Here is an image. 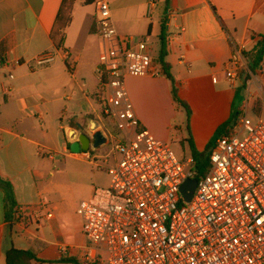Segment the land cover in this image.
I'll use <instances>...</instances> for the list:
<instances>
[{"label":"crops","instance_id":"obj_1","mask_svg":"<svg viewBox=\"0 0 264 264\" xmlns=\"http://www.w3.org/2000/svg\"><path fill=\"white\" fill-rule=\"evenodd\" d=\"M98 1L87 5L85 0H0V264H7L6 255L12 248L32 251L43 261L66 258L70 246L66 239L73 229L83 235L80 203L91 200L97 189H106L77 182L81 199L72 201L66 185L70 174L97 167L84 156L87 153L80 157L69 153L79 136L77 125L89 136L97 132L122 136L116 124L103 115L104 101L98 92L94 101L100 110L80 81L87 82L90 68L98 79ZM105 1L122 36L144 41L155 36L161 47L162 24L166 26L165 62L179 98L190 106V139L199 152L210 148L211 154L215 134L234 114L240 121L248 108L264 116L262 96L248 101L243 83L234 86L225 76L233 44H246L252 50L264 36V0H158L151 19L149 0ZM61 13L70 18V24L64 44L57 49L52 31ZM62 51L69 54L68 60ZM45 53H57V62L44 68L32 63ZM158 58L153 60L163 73ZM126 88L141 127L169 143L184 112L174 103L167 77H128ZM85 105L92 113H82ZM68 111L74 118L65 126ZM93 120L96 129H92ZM61 132L63 145L58 142ZM103 150L101 146L88 153L98 154L105 163ZM49 153L54 154L53 159ZM62 157L81 162L84 168L70 167ZM189 157H193L191 149ZM99 165L97 168L108 173L107 164ZM20 208L40 210L41 223L24 228L14 217ZM86 245L85 241L79 247V263Z\"/></svg>","mask_w":264,"mask_h":264},{"label":"built area","instance_id":"obj_2","mask_svg":"<svg viewBox=\"0 0 264 264\" xmlns=\"http://www.w3.org/2000/svg\"><path fill=\"white\" fill-rule=\"evenodd\" d=\"M157 4L148 1V18ZM96 7V75L101 93H108L102 113L122 136L103 134L101 154L111 185L79 205L87 242L80 264H105L103 253L108 264H264V120L251 119L247 108L217 139L211 169L198 179L193 157L179 160L169 143L141 127L127 92L128 77L163 74L147 51L148 42L120 35L107 1ZM250 52L246 44H233L225 70L232 85L243 83L248 101L264 99V59L257 63ZM62 55L68 60L66 51ZM57 59V53H45L32 63L44 68ZM84 156L101 166L98 154ZM194 179L197 188L187 202L181 187ZM14 217L24 228L43 219L40 210L29 208L17 209Z\"/></svg>","mask_w":264,"mask_h":264},{"label":"rangeland","instance_id":"obj_3","mask_svg":"<svg viewBox=\"0 0 264 264\" xmlns=\"http://www.w3.org/2000/svg\"><path fill=\"white\" fill-rule=\"evenodd\" d=\"M97 39H98V43L96 44L95 58H96V54H97L98 49H99V39H100L99 35H98ZM142 40L143 39H140V38H134L135 43H138ZM145 41L148 42V48H147L148 50L147 51L150 52V54L153 57H157L159 55L160 49H161L160 42H159L158 38L153 36L149 39L147 38ZM86 72H87L86 74H87V78H88L87 82L80 80L82 85H84V91L89 93V98L91 99L92 102L94 101V93H96V92H98V95L104 101L107 98L108 93L105 91H103L101 93V90H102L101 85H100L98 79L96 78L95 74H93L91 72V68H90V70H88ZM93 104L97 110H100V104H98L96 101H94ZM85 106H86V110L82 113L89 112V111H90V113H92L91 110L88 109L87 105H85ZM258 109H259V107L256 108V110H258ZM183 112L186 113L184 109H183ZM254 112L253 113L249 112V117L251 119H254V120L262 119V120H264V116H262V117L257 116V114ZM184 113H182L180 115V119L178 120L179 123L177 124V127L178 126L179 127L172 131L171 139L169 142L173 151L175 152V154L177 155V157L181 161L189 158L190 149H191L190 142H189V140H190V131H189V125H188L189 121L187 119V115ZM73 118L74 117L72 116L71 112L68 111L66 116L63 118V124L65 126H68L70 121ZM91 126H92V129H96V124H95L94 120H93ZM72 135H73V133L70 134V136H72ZM58 142L60 145H63L65 143L64 134L62 132L59 133ZM193 144H194V141H193ZM194 146H195V144H194ZM69 153H72L71 150H69ZM62 159H64L65 163H67V165L70 167L71 166H76V167L81 166V169L84 168V165L81 162L79 163L78 161H72V160H69L68 158H65V157H62ZM98 163L107 166L105 163H103L102 160H99ZM69 176L70 177H69L66 185L68 186V190L70 191L68 198L72 201H79V199H81V193H80V190L78 187L79 184L77 182H81V183L86 182L89 185L93 184V185H95L96 188H108L110 183H111V178L108 175L107 171L106 170H100L97 167H94V171H92L90 169V171L86 172L82 169V170H79V173L70 174ZM72 189L74 190L73 193H71ZM85 241H86L85 237L79 231H77L76 229H73V231L71 233V238L69 237L66 239V243H68L70 245L69 251L66 253V258H65L66 261L60 262V263L51 262V261L40 262V263L39 262H33V263L34 264H36V263L37 264H80L78 262V255L77 254L80 253L81 250L79 249V247H81L85 243ZM74 254H76L75 257L69 258L71 256H74ZM102 256L105 260V264H108L107 255L103 253Z\"/></svg>","mask_w":264,"mask_h":264},{"label":"trees","instance_id":"obj_4","mask_svg":"<svg viewBox=\"0 0 264 264\" xmlns=\"http://www.w3.org/2000/svg\"><path fill=\"white\" fill-rule=\"evenodd\" d=\"M96 1L97 0H85V4L90 5V4L95 3ZM69 24H70V18H66L64 14L61 13L58 16L56 24L52 31V40L57 49H61L62 45L64 44L66 29L69 26ZM165 35H166V26L163 23L162 29H161V35H160L161 49H160L158 61L162 66L163 74L167 77V79L170 81L172 85V96H173L174 103L179 105L185 110L187 119L189 121L191 117L190 106L179 98L176 81L171 75L169 67L165 62V57H166ZM250 53L253 59L255 60V62L257 63L261 62L264 59V36L261 37V39L253 47ZM238 117H239L238 114H234L228 122H226L223 126H221L218 129L217 133L215 134L213 141L217 140L219 137L223 135H226L229 132V130L239 121ZM189 142H190V147L192 151V156L197 162V173H198L197 178L199 179L200 176H204L207 173H209L211 169L210 154H209L210 148L207 149L205 152H199L196 150L192 139H190ZM12 216H13V212H12ZM64 261H66L65 258H62L58 261H51V262L60 263ZM6 262L7 264H32L33 262L40 263V262H47V261L39 260L37 256L35 255V253H33L32 251L19 250L16 248H12L11 250L7 252Z\"/></svg>","mask_w":264,"mask_h":264},{"label":"water","instance_id":"obj_5","mask_svg":"<svg viewBox=\"0 0 264 264\" xmlns=\"http://www.w3.org/2000/svg\"><path fill=\"white\" fill-rule=\"evenodd\" d=\"M76 131L79 132L77 139L71 144L70 150L74 154L88 153L92 149L100 148L106 144V139L102 132H97L94 136H89L84 133L83 127L79 124ZM94 141V143H93ZM198 181L187 180L181 187V193L187 202H190L196 191Z\"/></svg>","mask_w":264,"mask_h":264}]
</instances>
